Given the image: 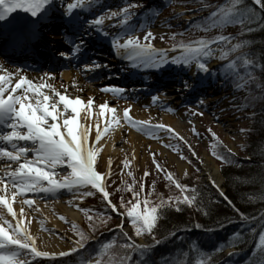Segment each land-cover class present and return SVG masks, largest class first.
Returning a JSON list of instances; mask_svg holds the SVG:
<instances>
[{"label": "snow or ice", "instance_id": "1", "mask_svg": "<svg viewBox=\"0 0 264 264\" xmlns=\"http://www.w3.org/2000/svg\"><path fill=\"white\" fill-rule=\"evenodd\" d=\"M50 2L51 0H0V20L6 19L9 14L16 10H22L36 16ZM94 3L95 0H71V2L66 0L63 6L66 9V14L70 15L74 10L90 7ZM254 3L264 7V0H254ZM133 7L136 5L128 3L119 11L104 9L99 15L88 21L91 28L112 36L115 53L127 59L133 67L146 66L158 69L168 63L182 66L195 64L198 70L208 73L210 69L206 66L204 58L212 57L211 45L217 42H227L231 39L228 36L218 35L214 40L200 39L194 42L173 44L172 50L178 51V54L169 57L168 50L157 49L150 43L155 38L150 30L145 32L143 39L136 35L138 28L123 34L109 33L105 30V20H112L117 17L119 19L115 21V24L120 25V29L124 28L133 16V13L129 11ZM255 15V11L245 4L244 0H231L230 4L223 7L218 6L217 10L211 13L206 29L207 27L222 28L227 24L242 23L244 19L251 20ZM13 43H15V38ZM239 47L241 45L238 44L232 50ZM79 49L80 44H77L74 47V52H78ZM61 55L68 58L67 54L62 53ZM225 55H222L221 58L223 59ZM246 63L251 62L246 61ZM104 66L96 61L84 65L88 70ZM0 71H6V69L0 68ZM13 75L17 76V82L14 86H12ZM51 75L54 74L45 73V76ZM45 86L54 93L55 100L50 102L49 95L42 91ZM184 88H191V84L185 81ZM17 89H22V92L15 94ZM102 91L119 95L125 93L127 89L118 85H105ZM5 92L9 93L7 97L4 95ZM29 93L35 97V103H32V97L28 95ZM150 99L152 102H156L158 95L154 94ZM199 103H203V100ZM93 104L94 100L91 97L86 103L80 97L70 98L57 91L53 84L46 83L43 79L39 83H34L33 80L20 75L19 71L0 75V123L10 121L8 127L11 129V131L0 136V139L11 144L12 148L9 151L7 148L0 147V157H5L17 165L11 171L5 170L4 175L0 176V264H32L37 258L57 261L58 258L67 257L85 249L89 236L75 223H72V229L78 239L67 251H49L38 246V235L32 234L29 230L31 219L29 218L25 222L24 207L27 205L32 211H39L38 208H33L34 196L38 194H47L56 198V194L61 190H66L73 199L83 200L85 197L95 195L98 192L107 207L118 215L127 217L136 237L147 233L152 236L154 244L160 243L155 238L154 229L160 216L163 215V209L167 207L181 211L180 206L182 204L189 207L197 205V190L195 188L190 189L188 185L180 183L170 171L165 170L156 160V153L154 152L150 153L154 167L158 172H163L164 179L169 185H174L179 190V195H169L167 198L161 195L158 202L153 203L150 199L152 192L145 193L143 180L139 182L138 188L134 187L137 181L132 171H127V176L133 177L132 183L122 181V187L117 190L128 191L133 199L125 201L121 197L119 207L113 203L107 183L112 175L111 158L106 162L107 171L98 170V156L103 147L101 141L104 137L110 135L116 127H120L122 124L136 131L144 132L152 138H158L157 133L161 130L181 140L183 137H180L179 133L169 125L152 124L149 120L135 119L130 115V106L124 108L121 115L117 112V108L108 102L99 104V111L96 113L97 119L93 123ZM58 105L63 106L62 110L58 108ZM167 110L172 111L173 109L168 108ZM82 111L83 116L81 115ZM199 114L203 115V113ZM100 118H103L102 123ZM193 131L195 133V129ZM209 131L211 132L210 129ZM215 135L212 133L213 137ZM17 141L28 143L25 146H18ZM165 146L170 147V145ZM30 151L32 152L31 158L28 157ZM193 154L195 155V153ZM212 154L224 163L231 162L227 156L220 155L215 151ZM129 164L130 161L125 158L122 161L121 171L127 169ZM60 166H63L67 172L62 178L57 179L59 176L57 169ZM148 175L150 173L145 170L144 177ZM209 181L219 196L234 211L239 213L242 219H246L245 214L240 213L239 209L235 208L218 182L212 177H209ZM29 193L33 194V197H29ZM17 197L21 198L19 213L13 207ZM80 211L90 221L89 227L95 231L97 225L94 217L89 215L90 209L82 208ZM7 216H11L12 220L7 219ZM60 219L64 220L65 218L61 216ZM104 222V220L100 221V223ZM40 227L42 230L51 232V229H45L43 221H40ZM196 227L199 228L200 225ZM118 228L123 232V225H118ZM123 235L129 241L123 247L136 251L143 257L149 246L137 245L131 237H128L126 232H123ZM260 245L261 251L264 252V234L260 236ZM110 247V243L100 244L96 253L90 254L81 264H106L104 257ZM108 264H112V261L109 260ZM121 264H124L123 260ZM140 264H146V260L142 259Z\"/></svg>", "mask_w": 264, "mask_h": 264}, {"label": "trees", "instance_id": "2", "mask_svg": "<svg viewBox=\"0 0 264 264\" xmlns=\"http://www.w3.org/2000/svg\"><path fill=\"white\" fill-rule=\"evenodd\" d=\"M193 2L199 4L198 0ZM200 2L209 6L208 12L211 14L218 6L230 4L231 0ZM244 3L253 9L256 15L251 20L244 19L240 23L241 43L238 44L241 47L235 50L232 49L236 45L226 47L222 53L226 55L221 58L217 72L227 79L231 87L244 85L250 90L251 97L246 102L253 111V123L248 132L247 146L244 148L249 159L241 161L223 149L217 153L227 156L231 161L226 163L228 171L224 174L225 194L235 208L247 218L242 219L239 213L219 196L214 187L198 185L196 186L198 206L181 205V211L174 208L163 209L160 222L157 221L154 229L159 244L154 245L151 235L147 233L142 235L144 236L142 239L149 242L148 250L152 252L150 258L155 264H264V252L261 251L260 245V236L264 234V19H262L264 15L255 7L252 0H244ZM206 23L201 19L196 23V30H199L200 24ZM233 26V32L239 30L237 23H233ZM224 29L225 25L222 28L205 27V34L208 35L206 39L214 40L218 35L226 36ZM200 39L204 38L201 35L195 37L196 41ZM99 204L106 215L119 220L120 216L107 207L102 198L99 199ZM197 225L200 227H196ZM102 232L108 242H116L118 247L123 248L122 253L131 252V249L123 247L129 242L123 235L124 231L121 232L115 227L109 232ZM186 235L190 247L192 242H196L195 245L199 244L197 242L206 244L200 248H190L186 243V247L180 242V238ZM128 237L139 245L141 238L132 233H129ZM232 248L238 251L231 255L225 254L227 249Z\"/></svg>", "mask_w": 264, "mask_h": 264}, {"label": "rangeland", "instance_id": "3", "mask_svg": "<svg viewBox=\"0 0 264 264\" xmlns=\"http://www.w3.org/2000/svg\"><path fill=\"white\" fill-rule=\"evenodd\" d=\"M147 0H113L114 6L111 8L113 10L119 11L122 7H124L128 3H133L138 8L140 6L139 2H146ZM154 1V0H153ZM152 1V2H153ZM193 0H178L177 6L175 10H167V14L163 15L162 18L157 20L158 22L155 24V26L152 29V33L154 34V39L150 41V43L153 44V46L157 49H166L168 52H170V56L177 55L178 51H173L172 46H166V43H172L177 44L180 40L183 39L181 37L180 39L175 38L172 35H169L170 29L169 24H171L173 21H176L175 23H178L179 17L181 20L180 23L186 25L187 21H190L194 16H197L196 12L202 11V6H192ZM199 1V5H204V3ZM133 8H130L129 11ZM207 10L209 8L205 7L204 10ZM183 13V14H181ZM177 14H181L182 16H176ZM205 15L207 13L205 12ZM204 18L208 16H203ZM118 18V17H117ZM173 23V24H175ZM145 34L141 35V39H143V36ZM163 37V39H161ZM203 38H206V36H203ZM218 48V47H217ZM205 62L206 65L208 64V60L206 58ZM217 62V61H216ZM216 64V63H215ZM214 64V65H215ZM176 65V64H175ZM195 64H192L190 66H172L169 65V67L165 68L164 74L162 72L158 73L157 76H155L154 81H158L161 79H164L168 74H170L171 71L174 72L176 68L180 67L181 70L176 73L175 77L173 79V82L171 84V87L176 88L175 91H172L175 95L178 92H187L189 89L192 88V84L190 81V78L187 77V72L193 68ZM195 67V66H194ZM58 78V77H57ZM55 78V80L57 79ZM118 76L109 79L117 81ZM187 81L189 84H191V88L185 89L184 88V82ZM60 84H63L62 81H58ZM215 88V89H214ZM201 93L198 97H196V100L192 103L191 109L189 110H183L178 115L179 118L183 120V122H186V128L183 129L182 137L183 141L179 139L178 137H175L173 135L169 134V137L167 138L166 135L163 136L161 140H165L164 142L166 145H170V147L161 146L162 149L167 150L166 153H163L161 155L157 151H150V145L147 143L146 146L143 144L140 145L139 149V157L136 159L134 158L131 153L127 150L129 148L128 145V135L126 132L122 135H120V142L116 145L117 150H120L123 155L121 157H118L115 161L111 164V171L112 175L109 179V184L112 187L113 192V200L119 207V201L120 198L123 197L125 201L132 200V196L128 191H119L120 187H122V181H125L129 184L132 183L133 177L127 176V171H132L133 176L135 177L137 184L134 185V187L139 186V182L143 180L145 184V193H148L149 191L152 192V195L150 196V199L153 203L158 202L159 196H163L167 198L169 195H179V190L175 188L174 185H169L168 182L164 179L163 172H158L156 168L153 165L152 157L150 153L154 152L156 153V160L161 164L163 168L168 169L173 176L179 180L180 183L188 185L189 188H196V186L205 185L209 186L206 180L204 179L202 175V160L201 156L206 147L208 146V143L211 142L213 145L214 143V151L215 152H222V149H229L231 152L230 154H233L237 159L246 160L249 159V155L247 152H245L244 148L247 146L248 137L245 134V131L247 129H250V120L248 118V111L240 112L239 107V101L238 98L245 97L244 93L239 94L237 96L234 94L231 90L228 88H225V86L221 85L220 82L216 80H212V75L209 77L207 75L203 80H201V86H200ZM97 92V91H96ZM259 90H257V94H259ZM97 95L102 96L101 93L98 91ZM84 96V95H83ZM86 96V95H85ZM203 100V103H199V101ZM209 100H212V105L205 106L206 103L209 102ZM116 105V104H114ZM153 113V112H152ZM199 113H203V115H200ZM156 115V113H154ZM195 129V133L193 131ZM211 130V132L209 131ZM212 133H215V137L212 136ZM220 139L214 140L215 138ZM142 138V137H140ZM143 139V138H142ZM144 140V139H143ZM223 140V141H222ZM146 142L150 141L148 139H145ZM221 142L225 143L229 148L225 147ZM156 144L160 143V141H155ZM190 146V147H189ZM244 148H243V147ZM225 151V150H224ZM195 153V155L193 154ZM197 157V161L190 158L192 155ZM167 155V156H166ZM174 156L181 160L187 167V171L183 174H180L177 171L176 166L171 162V159L168 157ZM101 158V155L98 156ZM127 158L130 161V164L127 169H124L122 172V161ZM100 160V159H99ZM217 165L219 172L222 176L223 183H222V190L224 192L225 188V172L228 171V168L226 167L227 164L222 162L220 159L217 158ZM100 170L107 171L105 166H102V164L99 161L98 164ZM223 168H226L227 170H223ZM147 170L150 175L147 177H144V172ZM65 170L60 172V175H65ZM153 182H154V189H153ZM86 190V189H85ZM95 195H99L98 192ZM69 198L73 199L72 195H69ZM76 203H78V209L82 208H88L89 203H94L97 205L99 204V200L97 196H87L83 200L79 199H73ZM62 205V202L56 204L54 207H60ZM182 206L186 207V205ZM167 208V207H166ZM165 208V209H166ZM170 209V208H167ZM122 210V209H121ZM191 211V210H190ZM192 212V211H191ZM89 215H92L94 217V221L96 222V230L93 231L90 227V221L85 216V214L81 211V219L80 221H72L68 218H65L64 220H61L62 222V230L60 231V242H64V244H69L71 247L73 246L76 239H78L77 235L72 229V223H75L78 228L83 230L86 234H88L89 238L91 236L96 235L99 232L102 231H110L113 230L115 227H118V225H123V231H125L127 234L132 233L135 235L134 230L132 231L131 225H125L124 222L119 220H115L113 217L106 215V214H95L90 213ZM101 220H104V223H100ZM160 222V218H159ZM127 229V230H125ZM141 238L139 241L143 240L144 236H140ZM144 241V240H143ZM142 242V241H141ZM192 242L191 247L200 248L203 244H206V242ZM118 244L116 242L112 243L110 249L108 250V253L105 255L104 259L106 264H108V261L111 260L112 264H121V261L125 259V255L122 253V247H118ZM195 245V246H194ZM119 248V249H117ZM122 248V249H121ZM121 249V250H120ZM32 264H38V262H33ZM66 264V263H65Z\"/></svg>", "mask_w": 264, "mask_h": 264}, {"label": "bare ground", "instance_id": "4", "mask_svg": "<svg viewBox=\"0 0 264 264\" xmlns=\"http://www.w3.org/2000/svg\"><path fill=\"white\" fill-rule=\"evenodd\" d=\"M114 50V49H113ZM110 53H113L110 51ZM168 56H170V52H168ZM216 56H217V49L213 50V55L212 57H208V64L206 65L208 68H210L211 66H213L215 64L216 61ZM99 59V58H98ZM126 60L127 64L130 65L131 63L115 54H112L111 57L108 58H104L99 60L98 62L102 65H107L110 68L112 66L116 67L117 65H121L123 64V61ZM168 65H171V63H168L158 69H153V68H148L146 66H144L147 69H153V70H161V69H165L167 68ZM132 66V65H131ZM134 68H139V67H134ZM99 69H102L104 71V67H100ZM205 72H202L200 70H198L197 66L193 67L192 69H190L188 71V75L187 77L190 78L191 82H192V87L194 86H198L201 85V79L202 76L204 75ZM175 75H169L167 77V80H159L157 82H154V84L158 87V86H162V87H168V85H170L172 82L169 83L170 80H172L174 78ZM62 77H63V81H64V85L60 84L59 82H54L51 80H48L46 83H51L54 85V87L56 88L57 91L66 94L67 96H69L70 98H75V97H80L83 99V101L86 103V101L88 100V98H92L94 97V94H86L85 90H84V86L81 83V87L82 88H77V83L81 82L80 79L78 78H73V76L71 74L68 73H62ZM41 79H38L37 82H40ZM57 81V80H54ZM46 87V86H45ZM72 88V89H71ZM167 92L169 93L170 91L173 90V88L169 87L166 88ZM195 97H198L201 93L200 89H196L195 90ZM22 89H18V93H21ZM83 94L85 95H89L88 98L83 97ZM189 93H186L183 97L186 96L185 100L189 97L188 95ZM30 97H32L33 102L35 103V97H33V94H28ZM188 95V96H187ZM50 97V96H49ZM56 97H54L53 95L50 97V102L52 100H55ZM103 98L98 99V101L96 102V104H93V118L92 121L93 123L96 121L97 116L96 113H98L99 109L98 106L101 103H104ZM167 101V99H166ZM107 102V101H106ZM179 103H177L178 105ZM122 107H125V105H127V103H123L120 104ZM130 106V115H132L135 119L137 120H149L148 118H152V115L149 112H143L141 111L140 108H132V105ZM83 107V106H82ZM117 108V112L119 114H121V110L119 109V106H115ZM58 108L62 110L63 106L62 105H58ZM128 108V107H127ZM123 110V108H121ZM138 111V112H136ZM81 115L83 116L84 113L82 111ZM122 115V114H121ZM155 116V115H154ZM160 121H156L154 124H165V125H169L171 126L173 129H175V131L177 133H179V136H182L183 133V129H184V124L178 120L176 118V116L172 117V116H168V115H164L163 118H159ZM101 123L103 122V118H100ZM6 124L10 123V121L5 122ZM124 128V132L123 129ZM136 130L131 129L130 127H128L125 124H122L120 127H116L115 130L113 132H111L110 135L104 137L101 141V144L103 145L101 153L99 154V156L101 155L100 163L102 164V166H106V162L109 158H111L112 162L115 161L118 157H121L122 152L120 150H117L116 145L120 142V135L124 134L126 132V134L128 135V145L129 148H127V150L131 153V155L134 158H138L140 153H139V149H140V145L143 144L144 146L147 145V143L150 145V151L155 150L158 151L161 155H163V153H166V151H164L163 149L160 148V144L164 143L162 140L160 141L159 145L156 143H151L152 141L156 140L155 138H151V141L146 142L145 137L140 138L139 136H136V134L134 133ZM94 135V132H93ZM24 141H17L16 143H22ZM3 144H8V142H4L2 141ZM11 145V144H10ZM167 156V155H166ZM168 157L171 159V162L176 166L177 171L180 174H183L187 171V167L186 165L179 160L178 158L174 157V156H169ZM3 158H0V161ZM99 159V158H98ZM201 160H202V175L204 177V179L206 180V182L211 185L210 181H209V177H212L213 179H215L218 184L220 185V187L222 188V183H223V179L222 176L219 172L218 169V165L216 164V162L213 160V158H211L209 156V154L207 153L206 150H204V152L202 153L201 156ZM5 161V159H4ZM10 160L7 159L6 164L5 163H0V176L4 175V170L3 167L5 165H7V167H12L14 166L13 164H10ZM2 165V166H1ZM16 166L13 167V169H15ZM12 169V170H13ZM65 169L63 166L58 167V170H62ZM99 169V167H98ZM8 171H11V169H9ZM63 176L60 175L57 177V179L62 178ZM66 193V190H61L58 194L60 195H64ZM20 197H17V201L14 202L13 207L14 209L17 211V213H19V208L21 207V204L19 203L20 201ZM51 203V206H49L47 203H45L44 205H40V204H36L34 203L33 208H38L39 211H32L31 208H29L27 205H24L25 207V212H26V217H25V222L28 221V219H31V223L29 224V230L32 232V234L34 235H38V239H37V244L39 247H41L44 250H49V251H67L71 245L69 244H64V242H60V231L62 230V222L60 217H66L70 220L73 221H80L81 219V215L80 212L77 211L76 209H74L76 207V205L74 206L73 201L68 199L65 200L63 202V205H61L59 208L56 207H52L53 202H49ZM52 207V208H51ZM71 207V208H69ZM6 211V210H5ZM7 219L12 220L11 216H7ZM40 221L44 222V226L45 229H51V232L47 231V230H42L40 227ZM14 223V221H13ZM41 241H43V243H41Z\"/></svg>", "mask_w": 264, "mask_h": 264}, {"label": "water", "instance_id": "5", "mask_svg": "<svg viewBox=\"0 0 264 264\" xmlns=\"http://www.w3.org/2000/svg\"><path fill=\"white\" fill-rule=\"evenodd\" d=\"M260 7V6H259ZM260 9L264 12V7H260Z\"/></svg>", "mask_w": 264, "mask_h": 264}]
</instances>
